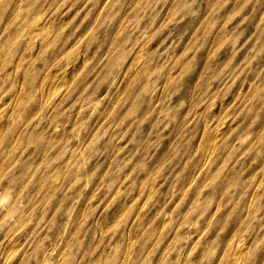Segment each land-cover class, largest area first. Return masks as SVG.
<instances>
[{
    "label": "rangeland",
    "instance_id": "1",
    "mask_svg": "<svg viewBox=\"0 0 264 264\" xmlns=\"http://www.w3.org/2000/svg\"><path fill=\"white\" fill-rule=\"evenodd\" d=\"M263 123L264 0H0V264H264Z\"/></svg>",
    "mask_w": 264,
    "mask_h": 264
},
{
    "label": "bare ground",
    "instance_id": "2",
    "mask_svg": "<svg viewBox=\"0 0 264 264\" xmlns=\"http://www.w3.org/2000/svg\"><path fill=\"white\" fill-rule=\"evenodd\" d=\"M259 16H260V14H259ZM35 26H37V25H35ZM40 26V25H39ZM27 28H29L30 29V27H27ZM42 30V29H41ZM36 31V30H35ZM48 34V33H47ZM65 52V51H64ZM137 57V56H136ZM17 61V60H16ZM72 73V72H71ZM56 74V73H55ZM74 74V73H73ZM46 75H48V74H46ZM50 75V74H49ZM48 77V76H47ZM41 81V80H40ZM60 81V80H59ZM247 81V80H246ZM119 84V83H118ZM54 85H55V83H54ZM42 86V85H41ZM47 88V87H46ZM45 88V89H46ZM44 89V90H45ZM56 89V88H55ZM60 93V92H59ZM51 94V93H50ZM44 97H45V95H44ZM47 98V97H46ZM43 99V98H42ZM44 100V99H43ZM14 101V100H13ZM3 105V104H2ZM208 108V107H207ZM219 108V107H218ZM78 115V114H77ZM76 116V115H75ZM3 124V123H2ZM264 124V123H263ZM56 126V125H55ZM217 132V131H216ZM54 136V135H53ZM90 137V136H89ZM209 137V136H208ZM207 138V137H206ZM198 143V142H197ZM112 149V148H111ZM78 150H79V148H78ZM206 151V150H205ZM201 152V151H200ZM203 156V155H202ZM207 160V159H206ZM190 178V177H189ZM56 182H57V180H56ZM160 183V182H159ZM151 191V190H150ZM246 201V200H245ZM219 205V204H218ZM246 211V210H245ZM134 213V212H133ZM81 215V214H80ZM29 218H30V216H29ZM159 223V222H158ZM143 228V227H142ZM160 230V229H159ZM9 239H11V238H9ZM243 239V238H242ZM5 243V242H4ZM8 243V242H7ZM12 243V242H11ZM10 243V244H11ZM13 244V243H12ZM4 245V244H3ZM14 245V244H13ZM12 245V246H13ZM193 246V245H192ZM191 246V247H192ZM234 247V246H233ZM8 248V247H7ZM12 248V247H11ZM243 248V247H242ZM231 249H234L233 251H232V256H233V260L234 261H236L237 259H238V256L241 254V247H240V245H238V246H236V247H234V248H231ZM1 250V249H0ZM127 251V250H126ZM49 256V255H48ZM47 256V257H48ZM8 258V257H7ZM6 261V260H5ZM238 261V260H237ZM196 262V261H195ZM194 262V263H195Z\"/></svg>",
    "mask_w": 264,
    "mask_h": 264
}]
</instances>
